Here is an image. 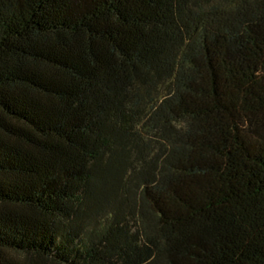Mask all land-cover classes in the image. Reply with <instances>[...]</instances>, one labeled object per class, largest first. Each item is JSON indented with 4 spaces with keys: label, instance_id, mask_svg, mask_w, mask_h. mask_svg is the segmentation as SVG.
<instances>
[{
    "label": "trees",
    "instance_id": "trees-1",
    "mask_svg": "<svg viewBox=\"0 0 264 264\" xmlns=\"http://www.w3.org/2000/svg\"><path fill=\"white\" fill-rule=\"evenodd\" d=\"M0 264H264V0H0Z\"/></svg>",
    "mask_w": 264,
    "mask_h": 264
},
{
    "label": "rangeland",
    "instance_id": "rangeland-1",
    "mask_svg": "<svg viewBox=\"0 0 264 264\" xmlns=\"http://www.w3.org/2000/svg\"><path fill=\"white\" fill-rule=\"evenodd\" d=\"M133 225V224H132Z\"/></svg>",
    "mask_w": 264,
    "mask_h": 264
}]
</instances>
